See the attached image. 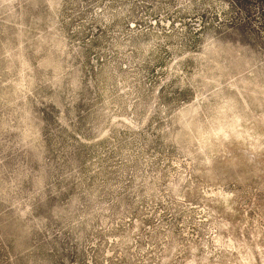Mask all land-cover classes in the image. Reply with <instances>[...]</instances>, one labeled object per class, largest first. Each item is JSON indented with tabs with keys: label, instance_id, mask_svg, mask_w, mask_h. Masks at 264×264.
Masks as SVG:
<instances>
[{
	"label": "rangeland",
	"instance_id": "1",
	"mask_svg": "<svg viewBox=\"0 0 264 264\" xmlns=\"http://www.w3.org/2000/svg\"><path fill=\"white\" fill-rule=\"evenodd\" d=\"M0 264H264V0H0Z\"/></svg>",
	"mask_w": 264,
	"mask_h": 264
}]
</instances>
